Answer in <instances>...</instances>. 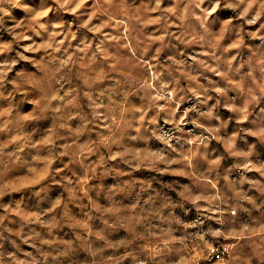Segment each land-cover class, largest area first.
<instances>
[{
  "label": "rangeland",
  "instance_id": "rangeland-1",
  "mask_svg": "<svg viewBox=\"0 0 264 264\" xmlns=\"http://www.w3.org/2000/svg\"><path fill=\"white\" fill-rule=\"evenodd\" d=\"M0 264H264V0H0Z\"/></svg>",
  "mask_w": 264,
  "mask_h": 264
}]
</instances>
